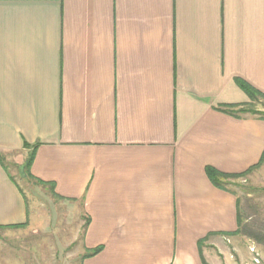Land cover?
I'll return each mask as SVG.
<instances>
[{"label":"crops","instance_id":"crops-1","mask_svg":"<svg viewBox=\"0 0 264 264\" xmlns=\"http://www.w3.org/2000/svg\"><path fill=\"white\" fill-rule=\"evenodd\" d=\"M237 82L264 93V0H0V230L40 180L79 264H212L238 205L206 168L264 153V118L223 111Z\"/></svg>","mask_w":264,"mask_h":264},{"label":"rangeland","instance_id":"rangeland-1","mask_svg":"<svg viewBox=\"0 0 264 264\" xmlns=\"http://www.w3.org/2000/svg\"><path fill=\"white\" fill-rule=\"evenodd\" d=\"M248 103L252 113L264 117L263 97ZM259 162L244 176L222 180L240 201L243 229L240 234L227 233L230 238L224 239V247L210 248L212 264H264V160ZM18 180L28 203L29 226L0 230V264H79L81 233L76 214L47 189Z\"/></svg>","mask_w":264,"mask_h":264},{"label":"trees","instance_id":"trees-1","mask_svg":"<svg viewBox=\"0 0 264 264\" xmlns=\"http://www.w3.org/2000/svg\"><path fill=\"white\" fill-rule=\"evenodd\" d=\"M238 85L240 86V88L244 91V93L247 95L248 99L251 101V100H255L257 99L258 97H263L264 98V93H261L255 89H253L252 87H249L248 85L242 83V82H237ZM250 106L249 103H244V104H239V105H228V106H225L226 110L224 109L223 111L225 112H229L231 114H256V113H252V111H250V109L248 108ZM235 108H243V110H237ZM264 118V117H263ZM31 160H32V154L29 155L28 159L26 160L25 162V165H24V172H26V174L29 176V165L31 163ZM264 160V155L262 157V159L260 160L259 164L261 162H263ZM258 166V164L256 165ZM256 166L254 167H251L249 169H247L246 171L242 172V173H239V174H234V175H228V174H223V173H220L218 171H216L215 169L211 168V167H207L206 168V174L207 176L209 177L210 181L215 185V186H220L222 185V180L225 179V178H229V177H240V176H244L247 172H249L250 170H252L253 168H256ZM32 179H34L32 177ZM37 185H46L47 183H44L40 180H37L35 181ZM50 188V193L51 195L54 197V198H58L57 195L54 193L53 191V186L52 184L49 185ZM237 205H238V224H237V229H236V233H241L242 232V229H243V223H242V220H241V215H240V212H241V208H240V201L239 199H237ZM18 226V225H16ZM2 228V227H0ZM10 228H18V227H15V226H12ZM96 252V251H95ZM90 255H92V253H90Z\"/></svg>","mask_w":264,"mask_h":264},{"label":"built area","instance_id":"built-area-1","mask_svg":"<svg viewBox=\"0 0 264 264\" xmlns=\"http://www.w3.org/2000/svg\"><path fill=\"white\" fill-rule=\"evenodd\" d=\"M256 263H257V260H256Z\"/></svg>","mask_w":264,"mask_h":264}]
</instances>
